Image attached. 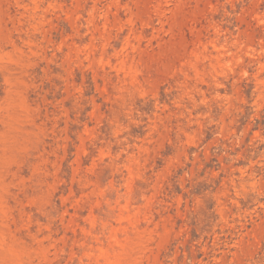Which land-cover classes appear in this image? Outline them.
<instances>
[{
  "label": "rangeland",
  "instance_id": "1",
  "mask_svg": "<svg viewBox=\"0 0 264 264\" xmlns=\"http://www.w3.org/2000/svg\"><path fill=\"white\" fill-rule=\"evenodd\" d=\"M0 264H264V0H0Z\"/></svg>",
  "mask_w": 264,
  "mask_h": 264
}]
</instances>
